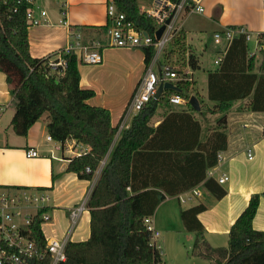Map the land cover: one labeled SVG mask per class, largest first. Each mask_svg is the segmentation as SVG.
<instances>
[{"label":"crops","instance_id":"obj_1","mask_svg":"<svg viewBox=\"0 0 264 264\" xmlns=\"http://www.w3.org/2000/svg\"><path fill=\"white\" fill-rule=\"evenodd\" d=\"M137 1L139 10H149L152 4V0ZM196 4L203 8V13H189V9ZM106 7V0H32L30 4L32 18L39 20L40 24L27 27L30 56L40 59L55 54L54 58H57L58 53L69 44L70 33L78 31L75 28L106 24ZM41 12L45 15L41 16ZM227 27H243L253 33H263L264 0H187L186 10L177 16L176 36L183 40L179 48L183 51L184 61L178 64L175 52L177 48L173 46L175 42L171 43L173 39L159 56L158 64H169L172 67L187 66L192 80L189 96L196 99L199 109L195 110L188 106L185 100L180 104L168 103L165 107H157L149 122L152 129H157L167 117H171L167 124L159 132L154 133L145 146L136 153L132 181L135 191L129 192L132 194L156 191L166 196L152 216L156 230L155 212L165 206L170 209L173 201H176L179 207L186 202L190 203L185 208L180 207L177 212L179 219L181 211L199 204L204 205L205 211L198 213L196 219L203 228L202 235L205 241L212 248H226L230 227L254 194L259 195V205L252 221V228L264 232V139L260 131L264 124L257 128L258 132L243 134L229 124L226 116V126L222 130L226 136V148L218 154L221 161L206 170V179L216 181L222 175L228 177V180L220 185L225 191L222 199L216 200L209 195L203 189V183H198L187 191H178L177 186L190 184L199 177V168H194L193 162L196 157L199 158L206 153L205 143L211 132L217 128L219 114L209 113V109H212L215 103L207 99V74L215 70L214 60L219 54V49L212 43V34ZM81 32L85 37L97 36L94 30L84 29ZM210 51L215 54L214 69L202 68L205 75L195 78V71L201 70L200 58ZM191 56L196 62V70L188 67ZM261 58L257 55L252 60V72L264 73V69H260ZM144 70V54L141 48H105L102 50L100 64H78L80 88L94 91V97L87 103L90 106L107 109L112 126L118 125L115 141L123 130L131 126L136 115L132 113L125 116L124 112ZM199 79L206 83L205 91L199 87ZM11 100L12 95L5 75L0 72V192L20 188L46 194L48 219L40 224L44 239H67L68 243L86 241L90 236L87 201L111 149L91 180L80 179L76 174L67 172L66 168L72 158L85 154L87 147L74 140H67L64 143L52 139L48 141L46 114L32 125L25 137L16 135L10 126L14 115ZM245 100L231 103L229 110ZM241 112L236 116L246 115L249 120L259 115L264 117V112L250 110ZM247 146L253 149L254 158L251 161L247 159L245 153ZM29 149L36 150L39 156L26 158L25 151ZM184 156L193 163V170H187L190 177L186 176L184 171H180L185 168L182 166L185 164ZM184 177L188 179L179 180ZM226 183L228 186L225 188ZM203 195H206L205 200ZM82 202L85 203V208L75 225L70 228L69 212Z\"/></svg>","mask_w":264,"mask_h":264},{"label":"trees","instance_id":"obj_2","mask_svg":"<svg viewBox=\"0 0 264 264\" xmlns=\"http://www.w3.org/2000/svg\"><path fill=\"white\" fill-rule=\"evenodd\" d=\"M178 1L170 0L172 4H177ZM106 2L148 35L152 36L157 29L152 18L139 13L137 0ZM29 7V4L18 0H0V72L5 75L12 95V131L25 137L32 125L47 114L46 129L53 141L64 143L74 140L87 147V152L72 158L66 168L67 172L84 180L93 178L111 149L87 201L90 236L84 242L67 243L66 260L60 264H156L160 257L149 245L150 234L143 219L152 217L156 207L166 196L156 191L129 193L135 191L132 184L133 161L139 149L171 117H167L157 129H152L149 122L157 107L168 104L169 98L176 95L190 106L191 84L172 83L174 89L164 90L157 100L150 99L133 117L131 126L123 130L115 141L118 125L112 126L109 111L90 106L87 101L94 97V91L81 89L79 86V61L76 55L63 51L58 53L66 62L61 75H57V70L53 71L48 66L47 59L54 58L55 54L40 59L30 56L25 17ZM109 24L107 19L104 26L75 29L94 30L97 36H104ZM173 41L176 46L183 44V40L177 36ZM141 49L146 67L152 59L154 49ZM247 50L244 37H235L215 70L207 74V99L215 103L209 113L220 114L221 117L216 121L217 128L211 132L205 143L206 147L203 146L206 153L201 157L195 155L199 158H195L194 164L184 156L185 164L182 166L185 168L180 171L190 177L187 170L192 169L193 164L194 168H199L200 175L190 184L177 185L178 191H187L194 185L203 183V189L214 199L220 200L225 196L220 185L211 178L206 179V170L218 163V154L226 148V136L222 131L226 126V113L231 103L245 99H249L250 111L264 112V73L252 72V59L248 58ZM188 65L191 70L197 69L192 56L189 57ZM174 69L178 74H183L187 66ZM260 69H264V53ZM86 168H89V173L85 172ZM186 179L188 178L184 177L179 180ZM258 205L259 195L254 194L230 227L226 248H212L205 241L203 228L196 219L198 213L205 211L204 205L199 204L181 211L183 228L195 236L191 255L211 264H264V232L252 228ZM40 224L39 215L33 217L29 225V239L38 250H43L45 240ZM38 264H49V257L46 256Z\"/></svg>","mask_w":264,"mask_h":264},{"label":"built area","instance_id":"obj_3","mask_svg":"<svg viewBox=\"0 0 264 264\" xmlns=\"http://www.w3.org/2000/svg\"><path fill=\"white\" fill-rule=\"evenodd\" d=\"M31 4L32 0H18ZM198 3V2H196ZM187 0H179L177 4H172L170 0H152L149 10H139L140 14L152 18L157 29L150 36L141 29H137L134 24L127 21L125 16L118 12L113 5H107L106 17L109 20V27L104 36L98 38L85 37L81 31L70 33V41L64 50L65 53L76 55L79 63L86 65H98L102 62V50L105 48L135 49L152 47L154 54L148 66L145 67L144 74L136 85L126 110L125 116L140 112L150 99H154L157 86L160 83L189 82L191 83V73L186 70L183 74H178L174 67L169 64H158V58L163 53L166 46L176 36L175 20L177 16L186 10ZM189 13H203V8L196 4L189 9ZM45 13L41 12V16ZM26 25H39L40 21L33 19L30 7L26 10ZM170 18V22H165ZM165 26L160 38L156 40V31ZM243 36L247 47L253 43V50L248 47L247 56L254 60L257 55L262 57L264 53V32L253 33L243 27H227L212 34V43L219 50L214 65L220 62L233 39ZM48 66L51 70L61 75L66 62L60 55L57 58H48ZM183 99L176 95L169 98L170 104H180ZM264 139V126L260 129ZM51 141L49 136L46 137ZM247 159L254 158L253 149L250 146L245 148ZM39 154L36 150L25 151L26 158H36ZM221 156L218 155V162ZM89 173V168L85 169ZM228 177L222 175L216 179L218 185L224 184ZM196 195V194H195ZM182 201V200H181ZM48 196L42 192H32L26 189L4 190L0 192V264H38L46 256L49 257V264H60L66 260L65 248L67 239H44L43 250H38L34 242L29 239V225L33 217L39 215L41 223L48 219ZM183 202V201H182ZM85 208V203L78 204L69 212L70 228H72L78 216ZM143 223L150 234L149 245L160 257L156 264H166L162 259L161 245L158 243L159 232L155 229L152 217H145Z\"/></svg>","mask_w":264,"mask_h":264},{"label":"rangeland","instance_id":"obj_4","mask_svg":"<svg viewBox=\"0 0 264 264\" xmlns=\"http://www.w3.org/2000/svg\"><path fill=\"white\" fill-rule=\"evenodd\" d=\"M98 37L101 36H95L94 38H98ZM207 37H205V39ZM173 42L174 41H172L171 43L173 44ZM173 46L176 45L173 44ZM248 47L250 48V50H253V43L250 42ZM174 48L175 49L177 48L175 52L178 56L177 62L180 65V62L184 61L183 58L184 56L182 57V55H184L183 51L180 50L179 46H176ZM214 56H215L214 52L210 51L205 53L200 58L202 60L201 70L199 72L195 71V75H194L195 78H200V76L205 75L203 73L202 68L204 70L214 69L215 67L213 65ZM181 64H185V63H181ZM179 67L180 66H177L175 68H179ZM198 85L201 89H203V91H205L206 83L204 81H200L199 79ZM207 104L209 105L210 103ZM159 106L165 107L166 105H159ZM248 106H249V99H246L245 102L235 105L234 108L232 107L231 110H229L226 113V116L229 124H232L234 128H236L243 134L250 135L253 134V132L255 133V131H257V128L260 125L264 124V117L262 115H259L255 119L249 120L248 116L246 115L236 116L237 114L242 113L241 111L243 110L244 111L249 110ZM236 110H241V111H236ZM220 116L221 115L219 114L217 118H220ZM227 186L228 183L224 185L225 188ZM205 196L206 195H203L204 200H205ZM188 204L190 203L186 202V204H181L180 207L185 208L187 207ZM180 207L176 201H173V204L170 205V209H168L165 206L161 208L159 211L155 212V218L157 219L156 227H157V231L160 234L158 243L161 245L163 262H165L166 264H211L209 261L191 255L195 236L193 233L187 232L183 228V225L179 219V215H178L179 213L177 214Z\"/></svg>","mask_w":264,"mask_h":264},{"label":"water","instance_id":"obj_5","mask_svg":"<svg viewBox=\"0 0 264 264\" xmlns=\"http://www.w3.org/2000/svg\"><path fill=\"white\" fill-rule=\"evenodd\" d=\"M170 22V18L166 20L165 24L167 25ZM165 26H161L157 31H156V40L160 38V35L162 34ZM168 89H174V86L171 83H160L157 86L156 92L154 94V99L157 100L163 93L164 90ZM189 105L195 109L198 110V103L194 97H190L189 99Z\"/></svg>","mask_w":264,"mask_h":264}]
</instances>
